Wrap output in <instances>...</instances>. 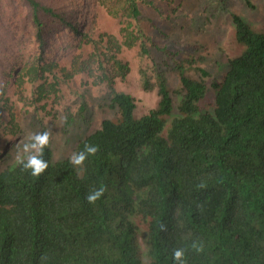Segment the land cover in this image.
<instances>
[{
    "label": "trees",
    "instance_id": "16d2710c",
    "mask_svg": "<svg viewBox=\"0 0 264 264\" xmlns=\"http://www.w3.org/2000/svg\"><path fill=\"white\" fill-rule=\"evenodd\" d=\"M99 1L0 0L1 140L21 132L17 113L3 103L6 94H21L27 109L39 112L66 78L55 56L75 48H91L80 71L96 65L97 83L110 87V107L118 113L76 147L99 146L82 175L69 159L53 163V135L43 157L49 167L40 177L16 162L0 171V264H173L176 248L188 249L186 264H264V32L233 16L245 51L213 82V111L199 104L209 91L206 81L186 77L184 64L177 67L179 114L165 132L174 101L164 71L157 69L155 83L141 71L145 90L158 86L160 103L140 118L136 99L115 87L130 69L120 58L122 45L142 40L148 53V35L134 37L129 29L148 1L123 0L131 22L121 29L123 44L98 36ZM32 46L38 52L24 56ZM155 47L178 60L176 52ZM86 111L84 102L68 112L64 132L88 122ZM101 185L104 196L89 204L88 192ZM193 241L203 242V253L191 250Z\"/></svg>",
    "mask_w": 264,
    "mask_h": 264
},
{
    "label": "rangeland",
    "instance_id": "374dc122",
    "mask_svg": "<svg viewBox=\"0 0 264 264\" xmlns=\"http://www.w3.org/2000/svg\"><path fill=\"white\" fill-rule=\"evenodd\" d=\"M147 1L148 3H141L140 22L134 20L131 25L123 9V0H100L98 3L100 15L97 19L98 36L106 39L107 36L112 35L123 44L126 36H123L121 29L128 27L129 24L134 37L138 31L148 35L144 45L148 53L143 52L142 40H130L133 42L132 46L122 45L123 51L119 55L130 69L125 78L117 79L115 87L118 91L129 93L136 99L134 113L140 118L152 109L158 108L160 103L158 86L153 90H145L141 71H148L154 83L157 82L154 76L157 69L164 71L174 101L173 114L167 118L165 129L167 132L172 120L179 114L181 95L176 90L182 86V83L179 73L176 72L177 67L184 64L186 66L184 68L180 66V70L186 77L206 81L209 91L199 104L203 110L213 111L216 96V90L212 88L213 82L222 80L229 70L230 61L241 56L245 51V45L237 40L233 16H240L252 26L254 31L263 33L264 0ZM155 45L176 52L178 60L159 51ZM37 52L38 48L32 46L25 50L23 55L28 56ZM91 52L90 47H84L83 52L78 48L69 52H57L58 56L55 57L61 66L60 76L66 75V78H63L61 90L53 93L50 99L43 101L44 107L39 112H35L33 108L27 109L21 94L14 91L6 94L9 100L3 103L17 113L16 122L19 123L21 132L16 134L11 132L10 135L4 136L5 140H1L0 137V171L15 162V156L19 151L17 145L22 146V142H26L24 138L29 133L39 132L44 127L51 130L52 161L56 163L69 159L79 142L99 129L105 119H116L117 110L110 107V87L106 83L98 85V71L94 68L96 65L88 63V66L93 67L92 71H89V68L84 72L80 71L82 63L87 61ZM201 69L206 70L210 75L205 76ZM17 88L24 89L21 86ZM84 102L87 104L86 114L89 121L70 127L65 133L63 129L67 113L75 114ZM6 149L7 154H4ZM139 233V244L146 255L149 244L145 226H141Z\"/></svg>",
    "mask_w": 264,
    "mask_h": 264
},
{
    "label": "clouds",
    "instance_id": "9594fccd",
    "mask_svg": "<svg viewBox=\"0 0 264 264\" xmlns=\"http://www.w3.org/2000/svg\"><path fill=\"white\" fill-rule=\"evenodd\" d=\"M52 137V132L47 129L43 132H32L27 134L24 138L26 142H22V146L17 145L19 151L15 156V162L19 165L22 171L28 172L33 177H40L48 169L49 164L43 158L45 149L50 144V139ZM99 151V146L91 143H85L83 150L75 151L69 156V163L73 168L78 170V175H82L84 172L85 161L89 157H93ZM200 187H204L203 184ZM106 187L101 185L97 188L90 190L85 197L89 204H95L99 199H101L105 192ZM161 231H166L167 226L164 224L160 225ZM191 250L200 254L204 251V246L202 241H193L190 245ZM186 248H176L172 252L173 264H186Z\"/></svg>",
    "mask_w": 264,
    "mask_h": 264
}]
</instances>
